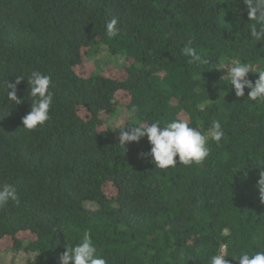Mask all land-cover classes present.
I'll return each mask as SVG.
<instances>
[{
  "label": "trees",
  "instance_id": "trees-1",
  "mask_svg": "<svg viewBox=\"0 0 264 264\" xmlns=\"http://www.w3.org/2000/svg\"><path fill=\"white\" fill-rule=\"evenodd\" d=\"M113 17L119 35L109 38ZM248 23L243 0H0V185L18 195L0 207V252L60 264L89 229L108 264H210L221 244L239 264L264 247V104L248 89L237 97L227 76L234 59L253 65V83L264 70ZM189 39L199 62L182 54ZM103 52L126 63L79 73ZM36 70L52 76L54 102L28 131L29 85H16L17 105L6 82ZM176 118L205 135L221 121L225 138L209 135L202 165L158 169L143 155L147 137L119 144L126 126Z\"/></svg>",
  "mask_w": 264,
  "mask_h": 264
},
{
  "label": "clouds",
  "instance_id": "clouds-1",
  "mask_svg": "<svg viewBox=\"0 0 264 264\" xmlns=\"http://www.w3.org/2000/svg\"><path fill=\"white\" fill-rule=\"evenodd\" d=\"M243 3L247 9L250 36L256 42L264 43V0H243ZM118 24L119 19L116 17L107 22L106 33L109 38L119 35ZM192 44L193 41L189 39L182 48V54L191 58L189 63H196L201 61L202 57ZM252 71L253 65L234 59L232 66L227 70V76L230 78L228 84L234 89L237 97H244L245 89H248L249 101H255L258 105L264 104V70L258 72V79L254 83L248 78ZM193 78L198 80L201 77L195 74ZM21 81H27L31 98V110L22 118V125L25 130L34 131L51 119L50 109L54 102V93L51 91L52 76L36 70L28 75L27 80L20 75L16 77L15 83L7 81L6 87L9 90L7 97L17 105L23 102L22 99H18L16 90V85ZM219 110L224 109L221 107ZM137 111V107L133 106L127 111V116L131 117ZM121 123L123 119L116 121L117 126ZM209 135L217 144L225 138L219 119L211 121L208 135L193 127L187 118H176L170 122L157 119L151 123L137 121L134 126H126L120 131L119 144L124 147L129 143H139L142 138L147 137L151 146L150 152L143 155L152 157L155 168L166 170L176 167L178 163L185 166L202 165L210 154ZM257 187L261 201L264 202V171H260ZM9 201L18 202L16 186L11 183L0 185V207ZM90 232V229L85 230L82 239L74 246H65V251L59 257L60 264H108V261L99 254ZM260 238L264 237L257 239ZM226 249L227 245L221 244L218 254L212 255L210 264H229V259L225 258ZM237 259L239 264H264V247H258L255 251H242Z\"/></svg>",
  "mask_w": 264,
  "mask_h": 264
},
{
  "label": "rangeland",
  "instance_id": "rangeland-1",
  "mask_svg": "<svg viewBox=\"0 0 264 264\" xmlns=\"http://www.w3.org/2000/svg\"><path fill=\"white\" fill-rule=\"evenodd\" d=\"M107 56L108 55L103 52L100 55H98L95 59H91V60L89 59L88 61H86L84 64H82L80 66L79 73L83 74L84 76H88L91 72H96L99 69H101L102 67H104L106 65L107 61L109 63H111L112 65L117 64L118 66L124 65L126 63V61L122 58H119L117 60V62H115V61L113 62L112 59H109V58L106 59ZM104 60H106V61H104ZM124 118H126V114H122L118 118V120H121ZM116 121L111 122V124H113L115 127H117ZM88 207H91V206L88 205ZM24 260H25V256L22 254H18V253L12 252L10 250H4V251L0 252V264H10L11 262L13 264H23Z\"/></svg>",
  "mask_w": 264,
  "mask_h": 264
}]
</instances>
